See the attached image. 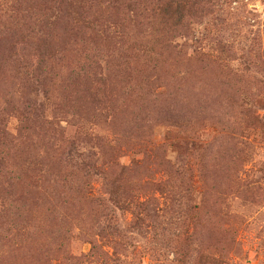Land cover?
Masks as SVG:
<instances>
[{"label": "rangeland", "instance_id": "obj_1", "mask_svg": "<svg viewBox=\"0 0 264 264\" xmlns=\"http://www.w3.org/2000/svg\"><path fill=\"white\" fill-rule=\"evenodd\" d=\"M0 264H264V0H0Z\"/></svg>", "mask_w": 264, "mask_h": 264}, {"label": "trees", "instance_id": "obj_2", "mask_svg": "<svg viewBox=\"0 0 264 264\" xmlns=\"http://www.w3.org/2000/svg\"><path fill=\"white\" fill-rule=\"evenodd\" d=\"M169 5H158L157 10L160 13L159 14V18L161 20V22H165L168 19H172L173 18V13H174V9H173V5L174 2L170 1ZM176 4V9H180V5L181 3H175ZM179 11V10H178ZM173 26V30H176L178 26H180L179 24H174ZM82 190H84V188H82Z\"/></svg>", "mask_w": 264, "mask_h": 264}]
</instances>
